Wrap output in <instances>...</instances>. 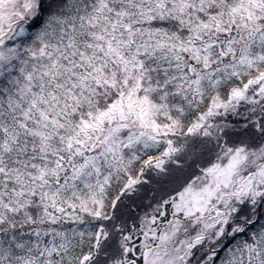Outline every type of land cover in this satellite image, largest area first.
Returning a JSON list of instances; mask_svg holds the SVG:
<instances>
[{"label": "snow or ice", "instance_id": "1", "mask_svg": "<svg viewBox=\"0 0 264 264\" xmlns=\"http://www.w3.org/2000/svg\"><path fill=\"white\" fill-rule=\"evenodd\" d=\"M0 264H264V0H0Z\"/></svg>", "mask_w": 264, "mask_h": 264}]
</instances>
